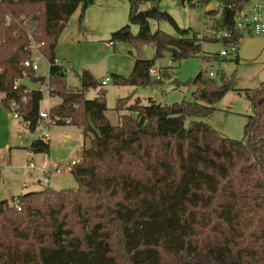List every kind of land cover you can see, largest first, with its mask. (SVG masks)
Returning a JSON list of instances; mask_svg holds the SVG:
<instances>
[{
    "label": "trees",
    "instance_id": "1",
    "mask_svg": "<svg viewBox=\"0 0 264 264\" xmlns=\"http://www.w3.org/2000/svg\"><path fill=\"white\" fill-rule=\"evenodd\" d=\"M159 1L129 0L128 24L110 35V42L127 43L137 52L128 76L111 75L114 85L147 86L149 70L164 53L180 62L197 56L201 42L209 41L180 29L158 9ZM210 1L187 0L191 7ZM215 1L222 6L217 28L224 29L251 0ZM93 2L0 0L1 106L26 96L20 114L32 131L42 97L25 93L24 85L13 90L24 71L33 83L42 80L22 67L31 57L30 40L41 43L40 53L53 63L69 19L78 9L82 19ZM204 15L215 18L218 12ZM150 21L169 23L177 36L152 32ZM241 38L233 32V41ZM146 45L154 49L152 60L140 56ZM63 72L60 66L50 68L61 100L50 114L62 121L59 125L70 120L85 138L91 135L90 146L70 168L76 188L23 194L17 198L20 211L0 201V264H264V84L235 90L245 93L253 114L243 139L230 140L195 121L209 116L230 89L224 81L216 87L202 72L184 84L193 87L192 102L143 106L136 99L126 106L130 97L117 100L115 110L127 112L117 126L105 116L104 91L85 99V92L99 85L94 77L82 71L81 88L73 91ZM27 149L48 153L49 144L35 140Z\"/></svg>",
    "mask_w": 264,
    "mask_h": 264
},
{
    "label": "rangeland",
    "instance_id": "2",
    "mask_svg": "<svg viewBox=\"0 0 264 264\" xmlns=\"http://www.w3.org/2000/svg\"><path fill=\"white\" fill-rule=\"evenodd\" d=\"M158 9L161 12H166L180 29L188 30L189 36L201 33L203 7H191L187 0H160ZM77 16H79V11L71 19L72 22L76 20ZM127 24L128 22L121 27ZM136 29L135 26L131 27L133 35H136ZM150 29L152 32L160 30L167 35L177 36L176 30L165 21H150ZM113 32H110L108 37L104 35L97 42L77 41V39H73L74 41L71 42L67 31L61 33V42L56 46L55 57L59 60V66L64 71L63 82L67 88L73 91L81 88V72L84 69H91V74L97 81L108 78L107 86L98 85L96 89H88L84 96L87 100H93L97 97L99 90L104 91L106 116L111 124H115L117 122V111L115 110L117 100L130 97V100L125 103L126 106L133 105L136 99L143 106H147L149 101L163 106L179 104L183 101L192 102L193 87H186L184 84L194 79L200 72L203 73V76L212 72L214 76L211 80L216 87H220L224 81L230 85V89L214 106L215 110L209 116L195 121L210 126L224 138L243 139L247 117L251 116L253 111L245 93L235 90H253L264 84V36L244 34L237 46V61H235L233 53L230 54V52L225 57L218 55L216 60L204 59V56L212 57L222 49L219 43L209 41L201 42L200 53L197 56L183 59L180 62H172L169 54L164 53L163 57L155 60L154 64V68L160 74L161 82L159 84L156 82L157 79L150 75L147 86L129 87L114 85L111 75L116 73L115 70L123 72L125 76L129 74L132 59L129 52H132L135 57L137 52L127 43L110 42V35ZM109 42L114 43V47L109 46ZM140 54L142 58L152 60L154 49L151 45H146L141 49ZM38 65L37 76L42 78L47 73L48 63L44 59H39ZM126 71L127 73H125ZM164 73L167 77L163 75ZM24 83L29 84L26 79H24ZM60 102L58 96L50 100L44 96L40 102V110L50 109L51 111L57 106L52 105ZM12 121L18 124L16 125L19 128V133H17V140L12 139V144L17 143V146H13L11 158L8 157V151L0 152V201H7L10 204L12 199L16 200L19 196L28 193L29 191L24 187L22 181L23 178L27 179L30 176L34 178L37 190L50 188L60 191L76 188V183L70 174L71 169H66L58 175H51L48 185L37 182L43 178V174L37 170L40 165L42 166L46 162L70 163L72 160L80 159L82 148H88L90 145L91 135L90 138H85L80 127L74 125L52 126L47 131L50 138L49 152L35 155L27 149L28 144L25 147L18 145V136L28 143L39 136L41 129L29 132L21 122L14 119ZM1 143L2 141H0ZM30 154H32L36 166L34 170L24 167L27 157H31ZM5 156L6 161H4ZM7 159L10 161L8 162Z\"/></svg>",
    "mask_w": 264,
    "mask_h": 264
},
{
    "label": "built area",
    "instance_id": "3",
    "mask_svg": "<svg viewBox=\"0 0 264 264\" xmlns=\"http://www.w3.org/2000/svg\"><path fill=\"white\" fill-rule=\"evenodd\" d=\"M212 1V0H211ZM220 5V4H219ZM218 15L211 20H207L204 18L201 22V33L198 34V38L200 40L207 39L209 41H214L215 43H219L222 47V49L218 52V55L225 57L233 53L234 57L237 55L238 51V42L232 40V34L233 32H238L242 36L244 34L248 35H260L264 36V0H251L244 8H242L240 11H238L233 19V26L229 28H217L216 21L222 12V6L220 5L219 10L217 11ZM11 18H6V24L5 26H9L11 23ZM112 45V43H110ZM42 47L41 43L35 42L31 38L30 45H29V52H30V59L25 61L22 64V67L24 70L31 72V76L33 78H39L37 75V72L39 71V59H44L42 54L40 53V48ZM45 60V59H44ZM48 63L47 66V73L44 77H42L41 81L37 83H33L26 75L25 71L23 72V78L16 80L13 85V90H17V88L20 85H24L26 87L25 93H31L33 91H36L39 93L42 97L45 96L46 99L50 100L51 98L56 96V87L55 85L50 81V68L51 66H58V60L55 59L53 63ZM149 74L153 77H155L157 80H160V74L159 71L155 68H152L149 70ZM209 78H212L214 75L212 72H209L208 74ZM24 79H26L29 84L24 83ZM109 79L105 78L101 82V86L107 85ZM5 99L4 94H0V106L1 102ZM41 100V101H42ZM28 99L26 96L21 97L19 100L12 99L9 101L6 106H4V109L7 111L9 116L23 124L25 129L29 130V132H34L36 129H41V132L37 138H35L32 141H39L43 144H49L50 138L48 134V130L52 126L59 125V123H62V121L57 118L53 117L50 114V109H39L38 113V119L36 122V126L34 130H31V123L28 121H24L22 118V115L20 114L21 107L27 103ZM2 107V106H1ZM3 108V107H2ZM63 123L68 125L70 124V120H63ZM31 141V142H32ZM31 142L25 143L24 140L21 138V136L18 137V143L20 147H25L26 144L29 145ZM79 159L72 160L70 163H49L46 162L41 172L43 174V178L41 179V183L44 185H48L50 181V176L55 174H61L66 169H70L73 165H75L78 162ZM28 169H35V164L28 160L26 165L24 166ZM10 207H13L15 210L20 211L21 207L19 204V201L13 200L9 204Z\"/></svg>",
    "mask_w": 264,
    "mask_h": 264
},
{
    "label": "crops",
    "instance_id": "4",
    "mask_svg": "<svg viewBox=\"0 0 264 264\" xmlns=\"http://www.w3.org/2000/svg\"><path fill=\"white\" fill-rule=\"evenodd\" d=\"M219 7L220 5L217 1L215 0L210 1L206 6L203 7L202 20L204 18H206L207 20L209 19L211 20L212 17L205 16L204 14L209 11H218ZM141 9L145 10L146 7H142ZM78 11H79V16H77L76 20L72 22L71 19L73 18V16L77 14ZM129 11H130L129 0H94L93 4H91L85 9L82 19H80V15H81L80 9H78L71 16V18L69 19L70 21L66 25L62 34L64 33V31H67V34L70 35L69 38L71 42L74 41L73 39H77V41L88 40L90 42L91 41L97 42V40L103 38L104 35H107L108 37V34H110V32L115 31L116 29L120 28L122 25L127 23L128 17H129ZM60 37L58 39L57 45H60V42H61ZM109 46L114 47V43L110 45V42H109ZM129 54L132 58L130 62V65H131L130 69L132 70L133 64L137 56L135 57L134 54H132V52H129ZM58 66H59V60H58ZM84 70L88 71L90 74L92 73L91 69H84ZM131 70L129 71L131 72ZM115 71H116L115 75L125 76L123 72H120L119 70H115ZM125 73H127V71ZM129 74H126V76H128ZM62 77H64V74L62 75ZM104 79L105 78L101 79L100 81H97V80L96 81L98 82L99 85H101V82ZM59 104H55L52 106H56ZM106 112H105V116H106ZM125 113L127 112L125 111L117 112V119H116L117 122H115V124H111L110 122L109 123L112 126H117L119 124L120 116ZM132 117H136V115L134 114L132 115ZM16 124L17 123H14V121H12L7 111L0 106V141H2V143L0 144V152L8 151V157L10 158H11V154L13 153V150H12L13 146L14 147L17 146V143L14 145L12 144V139L15 138V140H17V133H19V128L17 126L18 124L17 125ZM30 155L31 157L29 158L28 156L27 161L30 159L33 162V156L32 154ZM4 161H6V156L4 158ZM7 161L9 162L10 159L9 160L7 159ZM42 167L43 165L42 166L40 165L37 170L40 174H42L41 172ZM31 170H34V169H31ZM22 182H23L24 187H26V189H28L29 192L39 191L37 190L38 188H35L36 187L35 181H34V178H32L31 176L28 177L27 179L23 178ZM37 182L40 184L41 181L38 180Z\"/></svg>",
    "mask_w": 264,
    "mask_h": 264
}]
</instances>
